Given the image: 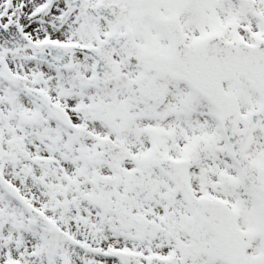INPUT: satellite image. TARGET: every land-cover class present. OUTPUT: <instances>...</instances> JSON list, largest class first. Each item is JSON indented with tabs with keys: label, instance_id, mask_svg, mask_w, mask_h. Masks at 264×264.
Wrapping results in <instances>:
<instances>
[{
	"label": "snow or ice",
	"instance_id": "1",
	"mask_svg": "<svg viewBox=\"0 0 264 264\" xmlns=\"http://www.w3.org/2000/svg\"><path fill=\"white\" fill-rule=\"evenodd\" d=\"M0 264H264V0H0Z\"/></svg>",
	"mask_w": 264,
	"mask_h": 264
}]
</instances>
